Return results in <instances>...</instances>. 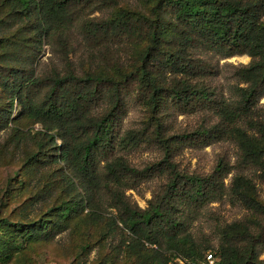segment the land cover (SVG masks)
<instances>
[{"label":"trees","instance_id":"trees-1","mask_svg":"<svg viewBox=\"0 0 264 264\" xmlns=\"http://www.w3.org/2000/svg\"><path fill=\"white\" fill-rule=\"evenodd\" d=\"M141 2L143 8L121 0H0V86L10 107L0 105V131L17 103L47 136L29 161L48 171L62 165L30 204H50L78 181L83 195L48 211L58 231L88 209L90 221L105 224L116 254L144 264H205L209 252L218 264H264V201L254 182L264 180V0ZM44 46L57 64L42 65ZM235 56L250 62L233 66L235 83L224 92L213 79L219 61ZM129 102L150 116L124 130ZM194 112L216 120L176 128L179 115ZM228 134L240 147L233 160L219 155L207 173L176 161L185 148ZM145 147L159 149L160 159L133 164L126 151ZM154 182L140 206L129 191L143 196L142 187ZM224 202L244 209L242 217L221 221L213 206ZM52 221L0 218L19 234L0 236V264L29 242L55 237L58 231L47 232Z\"/></svg>","mask_w":264,"mask_h":264},{"label":"rangeland","instance_id":"rangeland-1","mask_svg":"<svg viewBox=\"0 0 264 264\" xmlns=\"http://www.w3.org/2000/svg\"><path fill=\"white\" fill-rule=\"evenodd\" d=\"M121 4L143 8L141 0H121ZM105 12L110 13L107 10ZM43 49L42 65L57 64L59 60L51 55L49 46H44ZM75 57L73 54L71 55L72 60ZM249 62L250 57L248 56H235L220 60V73L213 79V84L224 92L228 91V88L235 83V79L232 77L233 66ZM6 102L5 93L0 86V105L2 106ZM5 106L7 107L6 112L10 110L7 104ZM259 109V115L264 118V95L260 99ZM149 116V108L129 102L128 113L123 120V129L140 127ZM205 117L216 120V117L210 112H194L179 115L175 120V126L176 128L194 126ZM11 118L13 121H10L9 126L0 131V218L8 217L14 223H22L52 217L53 221L47 228V232L53 233L58 231L55 223L57 225L60 222L57 221L55 212H48L50 207L61 201L79 198L83 195V190L80 183L75 181L77 188L71 192L58 190L56 201L53 200L50 204H33V202L31 205V198L47 182L51 181L50 185L56 182V179L59 178V172L56 176H52V171L62 165L52 166V170L48 171L40 164L29 161L30 157L39 151L40 144L46 142L45 129L40 123H33L25 119L17 103L14 104ZM50 133H55V131ZM247 133L249 136L254 135L253 130H248ZM18 137L22 139L20 142L17 140ZM57 143L61 144L60 138L57 139ZM46 149L50 152L51 145ZM239 150L236 137L233 134H228L224 140L208 147L185 148L177 155L176 161L181 168L189 172L207 173L212 169L219 155H226L233 160ZM126 155L133 164L145 166L158 161L161 152L155 147H145L128 150ZM231 177L232 174L229 175L227 182L230 181ZM254 177L258 195L264 201V180L257 176ZM156 184L154 182L143 186V196L132 190L129 192L133 194L140 206L145 207L147 199L151 197V189ZM213 207H215L221 221L231 222L240 219L244 213V209L239 205L229 202L216 203ZM88 211L87 209L84 213L77 212L69 222L64 223L61 230L55 233V237L48 241L27 243L6 264H144L135 256L116 254L110 244V238L103 236L106 231L105 224L90 221L87 215ZM202 222L204 223L205 220ZM205 227L207 231L210 230L209 225L205 224ZM16 229L14 226L6 227L0 224V236H6V232L10 231L11 239L15 240L14 237L19 236ZM2 241L5 239L1 240L0 245ZM87 245L89 246L86 248ZM174 262H178V259L171 263Z\"/></svg>","mask_w":264,"mask_h":264},{"label":"built area","instance_id":"built-area-1","mask_svg":"<svg viewBox=\"0 0 264 264\" xmlns=\"http://www.w3.org/2000/svg\"><path fill=\"white\" fill-rule=\"evenodd\" d=\"M218 261V257L213 252H209L207 254L205 264H218Z\"/></svg>","mask_w":264,"mask_h":264}]
</instances>
